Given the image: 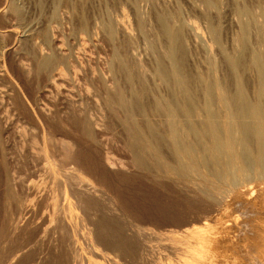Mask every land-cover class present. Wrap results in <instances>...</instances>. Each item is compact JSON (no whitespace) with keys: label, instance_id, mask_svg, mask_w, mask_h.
<instances>
[{"label":"bare ground","instance_id":"bare-ground-1","mask_svg":"<svg viewBox=\"0 0 264 264\" xmlns=\"http://www.w3.org/2000/svg\"><path fill=\"white\" fill-rule=\"evenodd\" d=\"M54 1L57 18L67 0ZM201 1L200 23L179 5L164 8L156 35L134 9L149 69L123 19L101 24V56L85 59L48 32L23 51V8L0 0V18L19 25L0 27V53L32 79L20 100L0 64V264H150L144 223L123 209L112 181L138 172L204 202L166 264H264V0H234L230 40L224 1ZM82 21L80 44L94 53Z\"/></svg>","mask_w":264,"mask_h":264},{"label":"rangeland","instance_id":"rangeland-1","mask_svg":"<svg viewBox=\"0 0 264 264\" xmlns=\"http://www.w3.org/2000/svg\"><path fill=\"white\" fill-rule=\"evenodd\" d=\"M13 1L20 4L23 8L24 17L22 23L19 27L18 23H16L15 21L10 20L7 17H2L0 18V27H6L10 24H15L17 25V27L26 31L28 35L31 34V36H33L28 37L24 41L23 51L27 48L29 49L32 46L33 42L41 44L43 34L45 32H48L52 38H57L64 41L66 43L64 44V47L73 46L74 49H77L80 46L83 52L82 56L85 57V59H89L90 55L94 56L98 53V51L105 48L107 49V43H105L106 40L103 36L104 34L101 29V24L106 22V19H112L114 21L123 19L134 33V44L135 46H137L135 47L136 50H134L136 51L137 58L140 61L142 60L141 62H143V64L145 63L144 66L146 65L145 67L149 69L153 65V60L151 54L146 50V44L143 37H141L140 34L134 29V9L137 8L145 16L146 25L149 29L150 35H156V15L164 8L175 11L176 7L179 5L181 8V13H183H180V16L190 22L195 21L196 23L201 22L200 13H202L201 0H153V2H149L147 0H67L65 4L61 2L58 5V17L54 18L53 13L56 9V3L54 0ZM223 1L224 2L221 7L220 23L223 28V35L225 34L224 36L227 39H231V37L236 32V29L233 28V26L236 27V25L233 21V13L231 9L233 8L234 0ZM248 2H253V0H249ZM83 19H86L89 25L91 38L87 41V43L88 45H91V50L94 51V53H92L88 48L84 49L83 45L80 44L81 37L87 38V35L84 32H81L79 28L81 26V23L83 22ZM57 32L60 34L57 35ZM188 37L187 39L189 43L194 44L193 39H191L192 37L190 35ZM122 40L123 37H119V41ZM76 43L77 46L75 45ZM190 46H192V44ZM194 46H192L193 53L195 54V56L197 55L196 57H201V49L199 48V46L197 47L196 44H194ZM99 55L100 54L96 56ZM13 60L14 57H3V55L0 53V64L3 65L4 68L8 69L13 80L17 82L16 83L14 81L16 89H18L19 93L18 98L21 100V96L24 97V93L27 95V90L25 89H27L31 84L32 79L27 78L26 75L16 67L15 61ZM148 62L150 65L148 64ZM23 80L25 81V83H22L24 82ZM0 83L3 84L4 81L1 80ZM11 101L8 100L9 105H11ZM102 112L104 116L107 117L108 111L104 110ZM107 118H109L107 119L108 121L113 122L110 117ZM15 132L16 129L13 128V134L17 136L18 133ZM122 148V145H119L115 148V150H118L116 151V155L119 151L123 150ZM119 155H124V150L121 151V153L119 152ZM112 181L113 183L115 182L114 185L119 193L123 209L126 210L128 214L138 217L144 223L145 233L141 241H143V246L145 244H149L151 246L149 252L147 253V256L150 260L149 263L166 264L167 261V263L172 262L176 256V245L173 238L175 236L180 238L181 235L179 232H181V230L186 226H190L187 223L190 222V219L196 217L200 210L199 207H203L204 202H201L199 197L196 195L190 196V194L186 192V190L182 187H177L173 184L165 182L162 184H155L151 180H149V177L144 172L130 174L125 173L121 174V177L120 175H117L112 178ZM1 187L2 186H0V189L2 190L3 188ZM1 190L0 193H3H1L2 195H0V199L2 198L3 200H0V229L3 222L4 209L6 206L4 190ZM21 256L22 253H17L13 257V260L17 262Z\"/></svg>","mask_w":264,"mask_h":264}]
</instances>
